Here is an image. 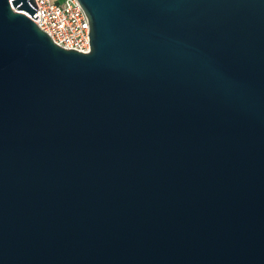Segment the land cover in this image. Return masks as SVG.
Returning a JSON list of instances; mask_svg holds the SVG:
<instances>
[{
	"label": "water",
	"instance_id": "obj_1",
	"mask_svg": "<svg viewBox=\"0 0 264 264\" xmlns=\"http://www.w3.org/2000/svg\"><path fill=\"white\" fill-rule=\"evenodd\" d=\"M77 1L0 0V264H264V0Z\"/></svg>",
	"mask_w": 264,
	"mask_h": 264
},
{
	"label": "built area",
	"instance_id": "obj_2",
	"mask_svg": "<svg viewBox=\"0 0 264 264\" xmlns=\"http://www.w3.org/2000/svg\"><path fill=\"white\" fill-rule=\"evenodd\" d=\"M34 1L36 12L33 18L27 15L56 45L81 53L89 52V21L77 0Z\"/></svg>",
	"mask_w": 264,
	"mask_h": 264
},
{
	"label": "bare ground",
	"instance_id": "obj_3",
	"mask_svg": "<svg viewBox=\"0 0 264 264\" xmlns=\"http://www.w3.org/2000/svg\"><path fill=\"white\" fill-rule=\"evenodd\" d=\"M23 13H25V12H23Z\"/></svg>",
	"mask_w": 264,
	"mask_h": 264
}]
</instances>
